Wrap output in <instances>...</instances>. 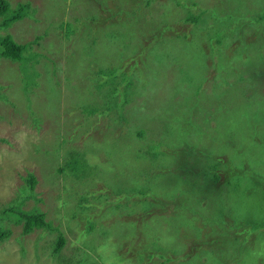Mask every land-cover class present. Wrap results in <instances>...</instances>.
Segmentation results:
<instances>
[{
	"label": "rangeland",
	"instance_id": "rangeland-1",
	"mask_svg": "<svg viewBox=\"0 0 264 264\" xmlns=\"http://www.w3.org/2000/svg\"><path fill=\"white\" fill-rule=\"evenodd\" d=\"M8 1L0 264H264V0Z\"/></svg>",
	"mask_w": 264,
	"mask_h": 264
},
{
	"label": "trees",
	"instance_id": "trees-1",
	"mask_svg": "<svg viewBox=\"0 0 264 264\" xmlns=\"http://www.w3.org/2000/svg\"><path fill=\"white\" fill-rule=\"evenodd\" d=\"M23 6L18 4L16 7H12L10 1L0 0V17L1 24L5 28L10 26L16 20L21 17V10ZM27 46L23 43L16 42L10 35L0 37V58L6 57L16 62L25 63L28 60V52H26ZM71 165V163H70ZM28 182L31 187L34 188L37 180L36 177L30 173ZM8 212V211H7ZM6 212V213H7ZM19 221L23 223V232L30 233L37 228H48L50 223L46 220V214L44 211L38 208L32 210H21L19 211ZM59 231V230H58ZM11 230L4 228L0 225V241H3L8 236H10ZM66 242L65 236L59 231L56 240V249L60 250L63 248Z\"/></svg>",
	"mask_w": 264,
	"mask_h": 264
}]
</instances>
